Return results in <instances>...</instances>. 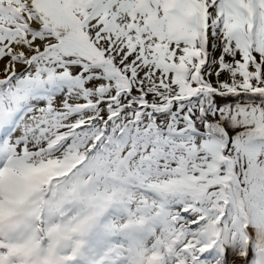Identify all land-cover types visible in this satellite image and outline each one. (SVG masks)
I'll return each mask as SVG.
<instances>
[{
    "label": "snow or ice",
    "instance_id": "snow-or-ice-1",
    "mask_svg": "<svg viewBox=\"0 0 264 264\" xmlns=\"http://www.w3.org/2000/svg\"><path fill=\"white\" fill-rule=\"evenodd\" d=\"M0 264H264V0H0Z\"/></svg>",
    "mask_w": 264,
    "mask_h": 264
}]
</instances>
